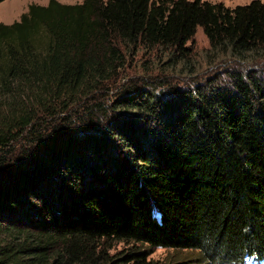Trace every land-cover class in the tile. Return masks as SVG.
Returning <instances> with one entry per match:
<instances>
[{
	"label": "trees",
	"instance_id": "trees-1",
	"mask_svg": "<svg viewBox=\"0 0 264 264\" xmlns=\"http://www.w3.org/2000/svg\"><path fill=\"white\" fill-rule=\"evenodd\" d=\"M196 27L264 62L260 0H47L0 23V264H114L109 240L264 257V64L108 95L125 54L175 65Z\"/></svg>",
	"mask_w": 264,
	"mask_h": 264
},
{
	"label": "rangeland",
	"instance_id": "rangeland-1",
	"mask_svg": "<svg viewBox=\"0 0 264 264\" xmlns=\"http://www.w3.org/2000/svg\"><path fill=\"white\" fill-rule=\"evenodd\" d=\"M61 3H75L81 0H57ZM210 2H222L225 6L232 7L236 4H244L250 0H208ZM264 1V0H260ZM47 0H2L0 1V23H10L18 20L20 14L26 11L30 3L44 5ZM185 45L190 54L185 60L175 65L167 61L168 53L161 50L145 52L137 50L125 54L126 64L116 79L110 85L109 98H114L123 85H138L143 87L157 86L167 83L171 86L183 88L194 85H202L213 81L217 85L228 83L227 73L230 70L257 68L264 64L256 56L248 60L236 61L229 59L227 54L212 55L207 52L208 42L200 27H196L193 35ZM142 81L147 82V84ZM150 83V84H148ZM160 85L159 87H161ZM106 254L114 257V264H198L200 256L193 249H173L164 247H152L145 244L109 240L105 243ZM129 250L143 252V257L138 262L124 260V254ZM145 253V254H144ZM205 264H211L204 262ZM201 264V263H200Z\"/></svg>",
	"mask_w": 264,
	"mask_h": 264
}]
</instances>
